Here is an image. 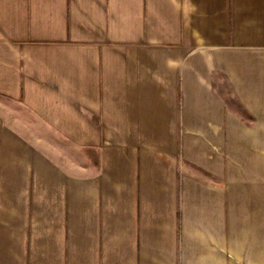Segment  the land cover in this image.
Instances as JSON below:
<instances>
[{
	"label": "crops",
	"instance_id": "1",
	"mask_svg": "<svg viewBox=\"0 0 264 264\" xmlns=\"http://www.w3.org/2000/svg\"><path fill=\"white\" fill-rule=\"evenodd\" d=\"M0 264H264V0H0Z\"/></svg>",
	"mask_w": 264,
	"mask_h": 264
}]
</instances>
